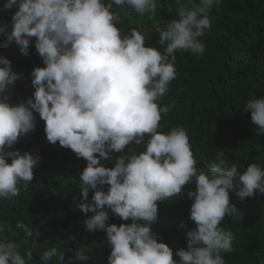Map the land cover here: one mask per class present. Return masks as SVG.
I'll return each mask as SVG.
<instances>
[{
    "label": "clouds",
    "instance_id": "clouds-1",
    "mask_svg": "<svg viewBox=\"0 0 264 264\" xmlns=\"http://www.w3.org/2000/svg\"><path fill=\"white\" fill-rule=\"evenodd\" d=\"M113 3L133 9L140 17L157 10L155 0L108 4L102 0H5L0 6V11L16 9L10 30L0 21V36L6 37L2 47L14 42L27 56L34 37L45 65L31 73L32 97L12 104L10 90L24 77L12 70L8 58L0 56V199L19 196L18 185L28 189L34 179L33 169L42 159L39 153L7 149L35 130L34 112H38L47 141L58 142L87 162L79 177L82 201L78 206L85 214L94 213L84 221L88 231L106 232L111 248L108 264H225L222 254L233 251L235 237L220 225L238 210L230 202V190L240 200L254 197L257 190L264 194V168L251 163L241 173L235 164L227 166L221 150L206 170H198L183 127L158 131L162 114L175 103L158 104L176 78L175 53L203 54L205 45L198 37L211 27L208 12L218 0H199L187 11L180 7L178 19L155 27L160 49L145 46L146 37L136 28L122 35L117 27L121 17L112 10ZM244 111L251 113L258 129L255 134L264 135V97L249 99ZM131 144H143L145 150L138 152L129 148ZM111 153L123 154L112 157ZM109 159H114L113 167L102 163ZM189 183L195 184V190L187 192L193 200L189 218L195 227L186 232V248L175 251L177 262L173 249L158 242L151 225L158 220L157 202L179 196ZM109 211L131 223H106ZM15 227L23 230L24 239L21 243L0 235V264H26L25 256L31 261L40 241L38 228L22 221ZM5 232L12 233L11 225L0 223V234ZM22 244L27 246L24 255ZM86 250L81 246L66 259L50 247L39 260L74 264L88 259Z\"/></svg>",
    "mask_w": 264,
    "mask_h": 264
},
{
    "label": "trees",
    "instance_id": "trees-1",
    "mask_svg": "<svg viewBox=\"0 0 264 264\" xmlns=\"http://www.w3.org/2000/svg\"><path fill=\"white\" fill-rule=\"evenodd\" d=\"M111 3L112 0H102ZM155 14L140 17L133 9L117 6L112 10L121 19L117 27L122 35L136 28L146 37L145 46L160 49L159 34L155 27H164L167 21L178 19L180 7L191 10L192 3L199 0H155ZM5 0H0V6ZM15 8L0 11V21L9 25ZM211 27L204 30L198 39L205 45L202 55L178 50L175 53L176 78L169 83L168 90L158 100L163 107L174 106L162 114L158 131L167 133L176 127H183L197 160V168L206 170L216 161V153L223 150L227 166L235 164L243 173L247 165L257 163L264 168V135H256L257 127L251 121V113L244 111L249 99L264 97V0H218L208 12ZM6 37L0 36V56L11 61L12 70L23 73L10 90L9 102L17 104L32 97L31 73L35 67H44L43 60L35 48V38L29 44V54H21L13 42L2 47ZM163 51V49H161ZM36 128L8 151L21 153L37 152L42 157L33 169L34 179L28 189L20 187V195L10 200L0 199V223L7 222L12 233H3L9 239L23 241L22 229L15 227L22 221L33 229L38 228L40 241L33 251V258L26 264H43L40 254L50 247L64 253L66 259L75 251L86 247V261L74 264H108L111 248L105 231L90 232L84 221L94 215L85 214L79 203L80 175L87 162L59 143L51 144L46 139L45 122L34 112ZM148 137H145V141ZM136 151H144V145H129ZM127 152V149L125 150ZM123 153H111L116 157ZM98 155V154H97ZM11 163V159H8ZM114 159L103 160L106 167L114 166ZM107 191L108 186H102ZM195 184L184 186L179 196L158 201V220L151 225L158 234V242L168 244L174 252L186 248V232L195 227L190 220L193 200L187 196L194 191ZM230 202L237 207L233 216H226L220 227L234 233L233 251L223 253L225 264H262L264 262V194L258 190L254 197L240 200L230 190ZM93 195L89 191V201ZM108 224L131 223L109 211ZM184 227H181V225ZM69 235L74 239H68ZM27 246L22 244L21 254ZM51 264H56L54 260Z\"/></svg>",
    "mask_w": 264,
    "mask_h": 264
},
{
    "label": "rangeland",
    "instance_id": "rangeland-1",
    "mask_svg": "<svg viewBox=\"0 0 264 264\" xmlns=\"http://www.w3.org/2000/svg\"><path fill=\"white\" fill-rule=\"evenodd\" d=\"M176 14L178 15V12Z\"/></svg>",
    "mask_w": 264,
    "mask_h": 264
}]
</instances>
